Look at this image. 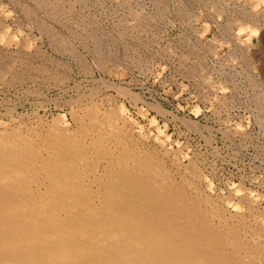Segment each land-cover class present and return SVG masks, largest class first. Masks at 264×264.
I'll use <instances>...</instances> for the list:
<instances>
[{"label":"rangeland","instance_id":"1","mask_svg":"<svg viewBox=\"0 0 264 264\" xmlns=\"http://www.w3.org/2000/svg\"><path fill=\"white\" fill-rule=\"evenodd\" d=\"M51 1L0 0V132L124 115L137 148L264 246V0Z\"/></svg>","mask_w":264,"mask_h":264},{"label":"bare ground","instance_id":"2","mask_svg":"<svg viewBox=\"0 0 264 264\" xmlns=\"http://www.w3.org/2000/svg\"><path fill=\"white\" fill-rule=\"evenodd\" d=\"M123 116L90 108L73 133L0 132V264H264V246L137 148Z\"/></svg>","mask_w":264,"mask_h":264}]
</instances>
